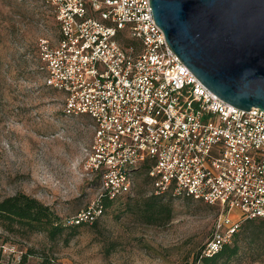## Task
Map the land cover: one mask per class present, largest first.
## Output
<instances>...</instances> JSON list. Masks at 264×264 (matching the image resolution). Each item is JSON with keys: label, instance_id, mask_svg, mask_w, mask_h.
Segmentation results:
<instances>
[{"label": "built area", "instance_id": "2783aa9c", "mask_svg": "<svg viewBox=\"0 0 264 264\" xmlns=\"http://www.w3.org/2000/svg\"><path fill=\"white\" fill-rule=\"evenodd\" d=\"M40 2L58 29L56 43L37 44L44 85L62 95L64 116L92 123L81 168L98 192L71 224L92 223L102 200L129 194L145 163L154 195L220 208L203 256L243 220L264 219V112L206 89L169 48L149 0Z\"/></svg>", "mask_w": 264, "mask_h": 264}, {"label": "rangeland", "instance_id": "374dc122", "mask_svg": "<svg viewBox=\"0 0 264 264\" xmlns=\"http://www.w3.org/2000/svg\"><path fill=\"white\" fill-rule=\"evenodd\" d=\"M57 30L40 0H0V200L24 193L66 222L95 199L98 181L81 168L91 121L64 116L62 95L44 87L37 44L42 38L56 43ZM145 173L135 172L132 191L67 242L0 229L1 260L17 263L27 253L29 264L43 254L56 264H203L200 252L214 234L220 208L174 199L169 223L148 225L138 211L152 192ZM244 224L237 232L238 252L224 264H264V242L250 234L258 225L245 233Z\"/></svg>", "mask_w": 264, "mask_h": 264}, {"label": "water", "instance_id": "95a60500", "mask_svg": "<svg viewBox=\"0 0 264 264\" xmlns=\"http://www.w3.org/2000/svg\"><path fill=\"white\" fill-rule=\"evenodd\" d=\"M149 5L171 51L206 89L240 110L264 112V0Z\"/></svg>", "mask_w": 264, "mask_h": 264}, {"label": "trees", "instance_id": "16d2710c", "mask_svg": "<svg viewBox=\"0 0 264 264\" xmlns=\"http://www.w3.org/2000/svg\"><path fill=\"white\" fill-rule=\"evenodd\" d=\"M44 87L50 89L45 85ZM151 165L150 163H145L136 171V173L140 171L146 172L145 175L150 180V183L151 179L148 172ZM172 200H174V198L171 196H157L151 192L148 197L141 201L138 211L142 214V219L146 224L164 226L169 223L173 214L171 205ZM113 202L114 201L108 199L102 200V212H104L105 208L110 207ZM94 222H96V220L92 223ZM84 223L87 222H81L79 224H71L69 220L62 222L51 207L24 193H17L0 200V229L7 234L20 237H27L29 234H44L46 239L50 242H67L78 233V228ZM255 223L258 226H256L250 234L255 240L264 242V219L245 220V224L241 229L243 232L248 233L246 231L248 230V226ZM240 225L241 223L237 231L232 234L231 241L229 243H224L216 253L211 256H203L200 252L199 259L203 264H224L229 261L232 256L236 255L238 252L236 237L238 236L237 232ZM30 252L31 251H29L28 254H30ZM26 256L27 253H25L17 263L3 261L0 257V264H29L27 263ZM197 258L198 255H196L195 259ZM36 264H56V262L49 255L43 254L40 255V261Z\"/></svg>", "mask_w": 264, "mask_h": 264}]
</instances>
